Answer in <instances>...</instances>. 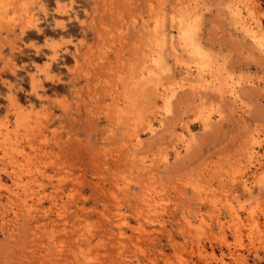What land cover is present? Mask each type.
<instances>
[{
	"label": "rangeland",
	"instance_id": "1",
	"mask_svg": "<svg viewBox=\"0 0 264 264\" xmlns=\"http://www.w3.org/2000/svg\"><path fill=\"white\" fill-rule=\"evenodd\" d=\"M160 1L162 0H14L12 3L10 15H16L20 19L16 23L10 20L12 25L9 21L4 22L0 28V174L3 181V184L0 181V264H88L89 261H93L92 264H226L222 261L226 253L228 264H264V247L261 246L262 240L264 241V196H255L256 199L244 197L242 187L237 183V179L244 175L245 179L248 178V183L253 185L254 173L258 174L253 171L255 167H249L248 162L242 164L240 154L253 133L264 141V53L241 32L231 11L235 3L242 6L248 3L254 7L255 15H261L264 24V0L189 2L198 3L199 7L205 8L197 36L202 45L200 47L207 52L203 51L207 57L212 58L214 65L222 66V72L221 67L219 69V73H222L220 79L229 77L235 83L240 81L236 83L241 87L238 88L240 96L237 94L240 98L232 100L230 93L223 95L212 89L211 92L208 90L210 93L202 92L201 96V92L188 88L179 91L172 105L173 112L166 115L154 84L148 85L143 92L136 93L139 97L135 94L137 97L134 96L133 99L132 94L137 91L130 86L141 69L138 70V67L142 65L143 59L139 56L144 57L151 45L149 38L140 34L141 24L148 21L150 27L155 25V20L151 19L154 15L152 9L157 8ZM181 1L183 0H163L166 13H177L171 10L179 7L178 3ZM23 5L29 9V17L24 15ZM160 5L157 9H160ZM174 9L173 11H177V8ZM169 14L168 17L171 16ZM171 17L166 18L169 21L165 20L166 24L169 22L168 28L172 25ZM171 28L174 29L173 26ZM140 48L144 50L141 55ZM168 57H171L170 54ZM171 62L172 70L168 75L175 73L180 76L179 72L184 70ZM128 81L131 83L126 84ZM122 100L129 103H126L128 110ZM153 102H157L156 109L153 108ZM206 103H209V108ZM219 105L225 110L220 109ZM204 106L208 108H205L206 111L211 112L214 107L212 114L215 117L222 110L225 112L223 118L215 119L208 129L202 126ZM130 107L132 110H129ZM218 108L220 112L217 111ZM114 111H125L122 120L124 123H118V115ZM142 112V123L146 125L145 121L154 120L157 128H160L156 129V134L160 133L156 136L151 134V131L143 128L144 125L141 126L140 120L141 124H137L143 136L144 145L141 146L144 149L140 146L143 150L139 151L130 144L132 131L128 130L131 128L128 124L133 123L132 119L135 118L139 122ZM129 114L133 118L129 116L132 121L128 119V122L126 118ZM175 130L181 133L178 131L177 134ZM173 131L177 137L172 136ZM189 135L193 137L192 141L186 137ZM178 139L183 143L176 141ZM186 143L189 144L188 148L191 145L189 149ZM166 149L165 153L163 150ZM257 149L264 153V147ZM137 151L141 155L136 154ZM177 151H180V155ZM163 152L166 157L170 155L171 159L166 158ZM27 156L33 163L29 160L27 164ZM142 156H146V159ZM234 158L237 159L233 160ZM155 161L159 164L158 168L157 164L154 166ZM232 161L242 164L241 168L234 162L233 165ZM211 162L212 168L208 165ZM27 165L29 171L25 170ZM149 170L154 172L149 173ZM154 175L156 177L153 179ZM229 176L236 182L229 180ZM27 177L34 179L29 183L25 181H29ZM36 178H40L39 182ZM206 179L210 180L208 184ZM186 180L196 182L195 185H199V180L204 181L203 186L196 189L194 183L189 185ZM19 182L25 188L21 189ZM209 184L210 187L201 188ZM192 186L196 192L192 190ZM238 186L241 187L237 193L240 197L236 198L233 189ZM32 188L44 191V194L47 192L41 201L39 196L35 197L38 200H30L31 203L35 202L36 215H30L28 210L22 209L23 213L20 211L16 221L14 214L7 213L6 209L3 213L4 208L10 211L8 196L12 190L24 194L27 193L25 190ZM178 189L181 191H177ZM199 193L204 201H200ZM216 194L219 195L217 201L216 198L209 197ZM114 196L116 199L120 197L119 201ZM239 198L240 202L244 200L242 205L247 211L246 208L239 207L242 206L238 202ZM211 199L214 201L212 204L217 205L215 210ZM37 204L40 209L36 207ZM50 206L56 211L52 212ZM232 206L236 207L234 208L238 211L240 220L231 216ZM62 207H67L65 218L59 216V209ZM250 209L254 213L251 217ZM39 210L47 216H42ZM118 210L123 215L119 216ZM218 214L220 216L217 217ZM26 215L35 217L27 218ZM5 216L9 219L6 220ZM50 219L56 220V223L51 225ZM221 219L226 223H221ZM252 219H258V223ZM42 220L49 222V226ZM73 221L76 227L73 226ZM56 229L63 231L58 233L60 230ZM76 229L78 233L83 230L88 235H79ZM121 231L126 233L125 236L122 237ZM49 236L51 244L47 240L50 239ZM68 237L75 239L69 241ZM78 237H82V240ZM99 239L102 241H98ZM61 240L60 244L64 242L63 245L59 244ZM52 244L55 248L58 245L61 247L53 250ZM228 244L232 251L227 249ZM49 246L51 248L48 249ZM227 250L238 256L231 254L234 257H229ZM87 252L93 260L85 263L81 260L90 259ZM47 253L57 255V261L55 262V255ZM82 253L86 255V259ZM72 254H77L79 258ZM77 259L79 262L75 261Z\"/></svg>",
	"mask_w": 264,
	"mask_h": 264
},
{
	"label": "bare ground",
	"instance_id": "2",
	"mask_svg": "<svg viewBox=\"0 0 264 264\" xmlns=\"http://www.w3.org/2000/svg\"><path fill=\"white\" fill-rule=\"evenodd\" d=\"M24 1V0H23ZM163 1V0H162ZM162 1H160L159 2V4H161L160 5V9H157V8H159V4H158V7L157 8H154V9H152V11H154V15H153V13H152V15H153V18H152V16H151V19H154L155 21V25L153 24V28L152 27H150V25L151 24H149L148 23V21L147 22H144L143 20V23L141 24V31H140V34L141 35H144L145 37H147V38H149V40H150V42H151V45H150V47H149V50L147 51V52H145V56L143 57V55L142 56H139V58L141 57V60L143 59V62H142V65L141 66H139L138 67V70L140 71H138L137 73H139L138 75H136L134 78H133V80H132V83L131 82H129L130 80H129V78H130V76H128L127 78H128V82H126V84L127 83H131L130 84V86H131V89H132V87H134L135 88V91H137V92H133L134 93V95L132 94V97H131V99H133V98H135L134 96H138V94H136V93H139V92H143L144 90H145V88L148 86V85H151V84H154L155 85V91L158 93V95L160 96V101L162 102V104H163V107H164V110H165V114L164 115H166V114H170L171 112H173V107H172V105H173V102H174V100H175V98H177L178 96H177V94L179 93V91L180 90H186V89H188V88H190V89H192V91H195V92H201L200 94H201V96H202V92H206V91H208V90H210V89H212V91H217V93L219 92V93H221V94H225L226 95V92H228V94L230 93L231 94V96L233 97L232 98V100L234 99L235 100V98H237V97H239L240 95H239V92H238V88L240 87H238V85L239 84H236V83H239V82H234L233 80V78L231 79V78H227V77H225L226 79L225 80H222V79H220L219 77H220V74H222V73H219V69H220V67H221V71L220 72H222V66H218V65H214L213 63H212V58L210 57V56H208L207 57V52L203 49V47L201 48L200 46H202L201 45V42H199V39H197V36H198V29H200V20H201V17L203 16L202 15V13L204 12L203 10L205 9V8H201V6L199 7V4L198 3H189L191 0H183V1H181L180 3H178V6L179 7H174V8H177L176 10L177 11H173V10H175L174 8H172V12H177V13H172V14H169V12L168 13H166V11H165V8H164V6H166L165 4L167 3V1L165 2V4H163L164 2H162ZM14 2V0H0V28L2 27V25H3V23L4 22H7V21H9V24H11L12 22L13 23H16L17 21H18V19H20V18H17L16 17V15L15 16H13V15H10V12H9V8L12 6V3ZM26 2H28V1H26ZM22 3V2H21ZM254 3V2H253ZM253 3H251V4H253ZM25 4V3H24ZM28 4H29V2H28ZM245 4V3H244ZM22 5V4H21ZM164 5V6H163ZM24 6V5H23ZM28 7V6H27ZM15 9V8H14ZM157 9V11H155ZM28 8H25V6H24V8L22 9V11L24 12V15H27L28 17L30 16V12H28ZM256 10H258V9H256ZM231 11L233 12V17H234V19L236 20V24L237 25H239L240 27V29L242 30L241 32L243 33H245L250 39L249 40H252V42L259 48V50L262 52V54L264 53V24H262V20H261V18H260V16L261 15H259V16H257V14L255 15V13H254V7L253 6H251L250 4H248L247 3V5L245 4V6L243 5H241V4H239V3H235V4H233V6H232V8H231ZM231 12V13H232ZM255 12H257V11H255ZM168 14L169 15H171L170 17H171V21H170V24L172 23V25L171 26H173V28L174 29H172L171 28V26H169L170 28H168L167 26V24H169V22H167V24H166V21L165 20H167L166 18H169L170 19V17H168ZM204 14V13H203ZM258 14H260V13H258ZM11 16H13V17H11ZM26 19H30V18H26ZM144 19V18H143ZM169 19L167 20V21H169ZM12 22H11V21ZM148 20V19H147ZM141 21V22H142ZM150 21V20H149ZM137 22V21H136ZM137 24V23H136ZM139 24V23H138ZM12 25V24H11ZM135 26V25H134ZM139 27V26H138ZM138 29V28H137ZM138 33H139V31H138ZM140 35V36H141ZM144 36H141V37H144ZM144 37V38H145ZM146 38V39H147ZM199 38V37H198ZM140 39H142V38H140ZM148 40V39H147ZM149 42V41H148ZM251 43V42H250ZM150 44V43H149ZM148 44V45H149ZM252 44V43H251ZM254 44H252V45H254ZM143 45H144V43H143ZM254 48H255V46H253ZM145 48V45H144V47H143V49ZM141 50V48L139 49V55H141V54H143V52L142 51H144V50ZM255 49H257V48H255ZM141 50V51H140ZM146 50H147V48H146ZM258 50V49H257ZM167 51H169L168 53H167ZM206 53H204V52ZM142 52V53H141ZM170 54V56L171 57H168V55ZM209 55V54H208ZM210 57V58H209ZM171 61H173V63L177 66V67H179V69H182V71L184 70V72H179L180 73V76L178 75V74H175V73H173V74H169L168 75V73H171V70H172V67H170V65L172 66V62ZM216 61H218V60H216ZM218 64H219V62H217ZM140 65V64H139ZM181 73H183L184 74V77L182 76L183 74H181ZM225 73V72H224ZM165 75H168V76H165ZM224 75V74H223ZM228 75V74H227ZM229 76H231V75H229ZM224 77V76H223ZM233 77V76H232ZM131 79V78H130ZM238 81V80H237ZM125 84V85H126ZM241 85V84H240ZM126 86H129V85H126ZM241 88V87H240ZM126 89V88H125ZM124 89V90H125ZM240 90V89H239ZM128 91H130V90H128ZM209 92V91H208ZM210 92H211V90H210ZM209 92V93H210ZM136 94V95H135ZM239 96H238V95ZM222 95V96H223ZM136 96V97H137ZM177 96V97H176ZM230 96V95H229ZM127 97H128V95H127ZM139 97V96H138ZM204 97V96H203ZM203 97L201 98L200 97V99H203ZM124 98L126 99V95H124ZM123 98V99H124ZM240 98V97H239ZM128 100V99H127ZM156 100V99H155ZM155 100H154V102H155ZM205 100V99H204ZM207 100V99H206ZM237 100V99H236ZM123 101V103H125L124 104V106H125V108L128 110V107H127V104L126 103H128L127 101L125 102V100H122ZM135 101H137V99L135 100ZM240 101V100H239ZM238 101V102H239ZM130 102H132V101H130ZM153 102V103H154ZM205 102H207V101H205ZM120 103H121V101H120ZM135 103V102H134ZM160 103V102H159ZM158 103V104H159ZM201 103H203L202 102V100H201ZM200 103V104H201ZM214 103V102H213ZM235 103H237V102H235ZM240 103V102H239ZM115 104V103H114ZM119 104V103H118ZM129 104V103H128ZM155 104V103H154ZM153 104V105H154ZM156 104H157V102H156ZM156 104H155V106L153 107V108H155V107H157L156 106ZM205 103H203V105H204ZM241 104V103H240ZM134 105V104H133ZM206 105H207V107L209 106V103L207 104L206 103ZM121 106H122V104H121ZM132 106V105H131ZM220 106V109L221 108H223V107H221V105H219ZM117 107V106H116ZM115 107V108H116ZM160 107V106H159ZM207 107H203V109H205V108H207ZM120 108V107H119ZM123 108V107H122ZM131 108V109H130ZM129 108V110H132V107H130ZM209 108V107H208ZM207 108V109H208ZM117 109V108H116ZM115 109V110H116ZM134 109V108H133ZM156 109V108H155ZM154 109V110H155ZM158 109V108H157ZM162 109V108H161ZM202 109V108H201ZM202 109V110H203ZM213 109H214V107H213ZM212 109V112H214V110ZM118 110V109H117ZM223 110H225L224 108H223ZM223 110L220 112L219 111V108H218V110L217 111H219L220 113L218 114V116H214L213 114H212V112H211V110H208V111H206V109L203 111V125L202 126H204L203 128H209V127H212V125H213V122L215 121V119H221V118H223V113L225 114V112H223ZM119 111V110H118ZM141 111V110H140ZM152 111V110H151ZM150 111V112H151ZM115 112V115H118L116 118L118 119H116L117 121H118V123L119 122H123L124 123V121H122L123 120V118L125 117V111H121L119 114L117 113V111H114ZM137 112H138V110H137ZM155 112H156V110H155ZM117 113V114H116ZM126 113H130V111H127ZM148 113V112H147ZM152 113V112H151ZM160 113V112H159ZM199 113V112H198ZM131 114V113H130ZM130 114L127 116V120L126 121H128V119H129V121H132V120H134L133 121V123H129L128 124V126H130L131 128H128V130L130 129V132L132 131V134H130L132 137V140H131V142H130V144H131V146H133V147H135V149L136 148H138L137 150H139L140 151V149H144V146H141V145H144V143L142 144V134H141V130L140 129H138V126H139V124H141L142 122H143V120L141 119L142 118V116H143V112H142V115H140L139 117H140V119L138 118V115L140 114V113H138V115H137V118L139 119V122L136 120V118L135 119H132L131 118V116H130ZM132 115V114H131ZM148 115V114H147ZM160 115V114H159ZM162 115V114H161ZM200 115V114H199ZM215 115H217V113L215 114ZM129 116H130V118L132 119H130L129 118ZM133 116H134V114H133ZM114 117V116H113ZM135 117V116H134ZM145 117V116H144ZM150 117V116H149ZM158 117V116H157ZM165 117H167V116H165ZM148 118V117H147ZM159 118V117H158ZM202 118V117H201ZM201 118H200V120H201ZM145 119V118H144ZM30 120V119H29ZM115 120V122H117ZM140 120H141V123H140ZM145 120H147V119H145ZM161 120V119H160ZM125 121V122H126ZM128 121V122H129ZM135 121H137L136 123H135ZM164 122H165V118H164V120H163ZM162 121V122H163ZM128 122H126V123H128ZM146 122V125H144V123H142L141 124V126H145V127H143V128H145L146 130L148 129L149 130V132L151 131V134H155V136L156 135H158V133H160V132H157V134H156V129H160V128H157V124L155 123V121L154 120H152V119H149V120H147V121H145ZM158 122H160V121H158ZM19 123V122H18ZM137 123H139V124H137ZM20 124V123H19ZM18 124V125H19ZM163 126L165 125L164 123H161ZM127 125V124H126ZM160 125H158V127H159ZM163 126H161V127H163ZM184 126V125H183ZM29 127V126H28ZM189 127V126H188ZM21 128V127H20ZM25 128L26 129H28L27 128V126H25ZM32 128V127H31ZM176 129V128H175ZM188 129V128H187ZM19 130V129H18ZM144 130V129H143ZM185 130H186V128H185ZM30 131V130H29ZM158 131V130H157ZM179 131V130H178ZM178 131H176L175 130V132H177V134H178ZM187 131H189V129L187 130ZM174 132V131H173ZM172 132V136H175V135H177V134H175V132L173 133ZM180 133H181V131H179ZM192 132V131H191ZM188 133H190V132H188ZM193 133V132H192ZM192 133H190V135L192 134ZM150 134V133H149ZM153 134V135H154ZM174 134V135H173ZM20 135H21V133H20ZM152 135V136H153ZM186 136L188 139H190L191 141L193 140L192 138H191V136ZM193 135V134H192ZM24 136V135H23ZM251 137H250V139L248 140L249 142H248V144L247 145H245L244 147L245 148H243V150H242V152H241V156H242V164H245V162H248L249 164V167L252 169V167H255L254 169H253V171L254 172H257L258 174H255L254 173V178H255V182H254V184L253 185H250L249 183H248V178H246L245 179V176L244 175H241L238 179H237V183H239L240 184V186L242 187V191H243V193H242V196H249V199H254V197L255 196H258L259 198L261 197H263L264 196V171H262V169L264 168V153H261L257 148L258 147H264V144H263V142L264 141H262L260 138V136H257L255 133H253L252 135H250ZM25 137V136H24ZM26 137H28V136H26ZM175 137H177V136H175ZM21 139V138H20ZM23 139V138H22ZM184 139H185V137H184ZM17 140V139H16ZM15 140V141H16ZM19 140V139H18ZM187 140V139H186ZM189 140V141H190ZM176 141H179V139L178 140H176ZM2 142H3V140H2ZM20 142V141H19ZM175 142V141H174ZM180 143H183V142H181V141H179ZM177 144V143H176ZM187 144V143H186ZM174 145V144H173ZM188 145L189 144H187V149H189L190 148V146H189V148H188ZM142 148H141V147ZM177 146H179V145H177ZM13 147V146H12ZM19 147V146H18ZM140 147V148H139ZM128 148H129V146H128ZM173 148H174V146H173ZM177 148H179V147H177ZM16 149H17V147H16ZM130 149V148H129ZM134 149V148H133ZM133 150L134 152L136 151V150ZM142 149V150H143ZM162 149V148H161ZM161 149H160V151H161ZM176 149V148H175ZM186 149V151H188ZM4 150V149H3ZM6 150V149H5ZM173 150V149H172ZM184 150H185V148H184ZM132 151V152H133ZM139 151H137L136 152V154H140V152ZM164 152L165 151H167V149L166 150H163ZM164 152H163V154H164ZM178 152V154L180 153V151H177ZM141 153H142V151H141ZM166 153V152H165ZM168 153V152H167ZM133 154H135V153H133ZM162 154V153H161ZM178 154L176 155L177 157H179L178 156ZM11 155V154H10ZM141 155V154H140ZM155 155H157V154H155ZM166 154H164V156H165ZM180 155V154H179ZM239 155V153H238V156L240 157V159H241V156ZM16 156V155H15ZM15 156H14V158H15ZM135 156H137V155H135ZM160 156H163V155H160ZM18 157V156H17ZM137 157H139V156H137ZM141 157V156H140ZM143 158L145 157V159H146V156H142ZM155 157V156H154ZM157 157V156H156ZM166 157V156H165ZM165 157H163V159L165 158ZM167 157H170V155H167ZM166 157V158H167ZM11 158H13V157H11ZM153 158V157H152ZM161 158V157H160ZM174 158H175V156H174ZM27 159H28V156H27ZM26 159V160H27ZM140 159V158H139ZM170 159H171V157H170ZM235 159H237V158H234L233 160H235ZM17 160V159H16ZM15 160V161H16ZM26 160H25V163H26ZM30 160V163L32 162L31 161V158L29 157V159L27 160V162ZM150 160H152V159H150ZM166 160V159H165ZM165 160H162V161H165ZM140 161H142V160H140ZM158 161H160V160H158ZM167 161V160H166ZM169 161V160H168ZM167 161V162H168ZM148 162V161H147ZM146 162V163H147ZM150 162H152V161H150ZM166 162V163H167ZM207 162H208V159H207ZM234 161H232L231 163L233 164V165H235L234 163H236V164H238L237 163V161L236 162H234ZM17 163V162H16ZM33 163V162H32ZM155 163V165L154 166H156V164L158 163H156V161L154 162ZM164 163V162H163ZM240 163V162H239ZM27 164H29V162L27 163ZM242 164L241 165H239L240 166V168H241V166H242ZM140 165H142V164H140ZM144 165V164H143ZM142 165V166H143ZM151 165V167L150 168H152V163L150 164ZM164 165V164H163ZM166 165V164H165ZM168 165V164H167ZM208 165H211V168H212V162H211V164L209 163ZM18 166V165H17ZM20 166H21V164H20ZM147 166V165H146ZM145 166V169L147 168ZM22 167V166H21ZM25 167V166H24ZM159 167V164H157V167L156 168H158ZM210 167V166H209ZM209 167H208V170H209ZM216 166H214V168H215ZM23 168V167H22ZM21 168V169H22ZM28 168V165L26 166V168H25V170H27V171H29V169H27ZM32 168V167H31ZM240 168H238V171L240 170ZM1 169V168H0ZM141 168L139 167V170H140ZM142 169H143V167H142ZM144 169V170H145ZM236 169V168H235ZM234 169V170H235ZM9 170V169H8ZM23 170V169H22ZM157 170V169H156ZM207 170V171H208ZM13 171H15V170H13ZM13 171H11V173L13 172ZM141 171H143V170H141ZM206 171V172H207ZM213 171H214V169H213ZM6 172V171H5ZM16 172H17V169H16ZM23 172H24V170H23ZM22 172V174H24ZM147 172V171H146ZM146 172H144V173H146ZM150 172H152V170L150 171L149 170V173ZM154 172V171H153ZM152 172V173H153ZM215 172V171H214ZM216 172H217V170H216ZM9 173V172H8ZM11 173H10V176H13V175H11ZM14 173V172H13ZM12 173V174H13ZM148 173V172H147ZM146 173V174H147ZM158 173H159V171H158ZM237 172L235 171V174H236ZM15 174H17V173H15ZM21 174V173H20ZM19 174V177L21 176ZM154 174H156V173H154ZM234 173H233V175H235ZM244 174V173H243ZM151 175H153V174H151ZM150 175V176H151ZM158 174H156V176H157ZM211 175H212V172H211ZM214 175V174H213ZM237 175V174H236ZM236 175H235V177H236ZM30 176V178H31V174L29 175ZM32 176H33V174H32ZM35 176V175H34ZM155 175H154V177H153V179L156 177ZM231 176V175H230ZM230 176H229V180L231 179V178H235V177H233V176H231V178H230ZM24 177H26V176H24ZM35 177H38V175L37 176H35ZM42 177V176H41ZM28 178V177H27ZM30 178H28L29 179V181H27V179H25V181L26 182H29V183H31V181L30 180H32V179H34V178H32V179H30ZM207 178V177H206ZM20 179V178H19ZM22 179V178H21ZM24 179V178H23ZM22 179V180H23ZM37 179V178H36ZM36 179H35V182H36ZM14 180V179H13ZM38 180V179H37ZM39 180H40V178H39ZM39 180H38V182H39ZM45 180V179H44ZM207 180V179H206ZM232 181L233 180H235V179H231ZM0 181H1V183L3 182L2 180H1V174H0ZM16 181V180H15ZM14 181V182H15ZM19 181V180H18ZM24 181V182H25ZM116 181V180H115ZM187 182H189V185H190V183L192 182V184L194 183V181H188V180H186ZM185 181V182H186ZM196 181V180H195ZM201 180H199V182L197 183V184H199V185H195L196 184V182L193 184L194 185V187L196 186V189H199L198 188V186H203V181L204 180H202V182H200ZM210 182V180L208 179L207 181H206V184H208L209 182ZM21 182H23V181H21ZM21 182H19V185L20 184H22ZM24 182H23V184H24ZM25 182V183H26ZM33 182V181H32ZM235 182H236V180H235ZM37 183V182H36ZM118 183V182H117ZM202 183V184H201ZM212 183V182H211ZM3 184V183H2ZM15 184V183H14ZM42 184V183H41ZM45 184V183H44ZM191 184V185H192ZM235 184V183H234ZM16 185V184H15ZM27 185V184H26ZM40 185V184H39ZM5 186V185H4ZM21 186V185H20ZM20 186H19V188H20ZM24 186V187H23ZM23 186H21V189H23V188H25V185H23ZM31 187V185H27V187ZM43 186V185H42ZM41 186V187H42ZM45 186V185H44ZM55 186V185H54ZM117 186V185H116ZM180 186V185H179ZM204 186H205V183H204ZM210 187L211 186V184H209V185H206V187H201V188H207V187ZM213 186V185H212ZM235 186H236V184H235ZM240 186H238V187H236L235 189H233L235 192L233 193L234 195H235V197L236 198H238V197H240L237 193L239 192V187ZM16 187H18V186H16ZM15 187V188H16ZM33 187V186H32ZM40 187V186H39ZM38 187V188H39ZM194 187L192 186V190H194ZM214 187V186H213ZM212 187V188H213ZM240 187V188H241ZM10 188H12V187H10ZM10 188H8V189H10ZM15 188H13V189H15ZM179 188V187H178ZM181 188H183V187H180V189ZM201 188H200V190H201ZM7 189V190H8ZM28 189V188H27ZM34 188H32V190L30 189L29 191H27V190H25V192H27V193H24V194H21V193H18V192H14V190H12L13 192H11V193H9L10 194V196H8L9 197V200H8V202L11 204H8V205H10L11 207H9L10 208V211H8L9 209H7V208H4V206L6 207V200H5V204H4V206L2 207V208H4L3 209V213H4V210L6 209V212L7 213H12V214H14V219L16 220V218H18L19 216H20V211H22V209H23V211H25V210H28V213L30 214V215H36L35 214V205H34V203H31V201L30 200H32V199H34L35 197H37L38 198V196H39V200L41 201L42 199H44L45 197H43V196H45V194L47 193H45L44 194V191L42 192V191H40V190H33ZM41 189V188H40ZM62 189V188H61ZM123 189V188H122ZM180 189H178L177 191H181ZM214 189V188H213ZM213 189H212V191H213ZM60 190V189H59ZM73 190V189H72ZM119 190H121V188L119 189ZM124 190H125V188H124ZM0 191H1V185H0ZM55 191V190H54ZM64 191V190H63ZM111 191V190H110ZM184 191V189L182 190V192ZM204 191V190H203ZM207 191H210L209 189L207 190ZM256 191H257V193H256ZM8 192H9V190H8ZM21 192H23V191H21ZM52 192V191H51ZM114 192H116V191H114ZM114 192L112 193V195H114ZM125 192V191H124ZM194 192H196L195 190H194ZM201 192H202V190H201ZM66 193H67V191H66ZM198 193V192H197ZM205 193V192H204ZM209 193V192H208ZM212 193H214V192H211V194ZM227 194H228V191L226 192ZM229 193H230V191H229ZM8 194V193H7ZM8 194V195H9ZM48 194H50V191H49V193ZM47 194V195H48ZM63 194V193H62ZM65 194V193H64ZM150 193H148V195H149ZM200 194V195H199ZM198 195H199V198H201L200 196H201V193H199ZM210 194V193H209ZM208 194V195H209ZM232 194V196H234ZM257 194V195H256ZM67 195V194H66ZM68 195H69V192H68ZM49 197L51 196V195H48ZM52 196H53V194H52ZM69 196H71V195H69ZM118 196V195H117ZM149 196H151V195H149ZM204 196V195H203ZM216 196V197H215ZM219 195L218 194H216V195H211V196H209V197H214V199L216 198V201L217 200H219V199H217V197H218ZM225 196V195H224ZM227 196V195H226ZM225 196V197H226ZM205 197V196H204ZM257 197V198H258ZM37 198H35V199H37ZM48 198V197H47ZM51 198V197H50ZM113 198H115L116 199V196H114ZM119 198L120 197H118V199H116L117 201H119ZM0 199H1V197H0ZM7 199V198H6ZM37 199V200H38ZM51 199H53V197L51 198ZM51 199H49L50 201H51ZM62 199V198H61ZM63 199H66V198H63ZM210 199V198H209ZM226 200H228L227 198H225ZM255 199H256V197H255ZM114 200V199H113ZM201 200H205L204 198L202 199H200V201ZM212 200V199H211ZM223 200V199H222ZM221 200V201H222ZM226 200H223L224 202L226 201ZM237 200V199H236ZM258 200H260V199H258ZM4 201V200H3ZM202 201V202H203ZM210 201V200H209ZM213 201V200H212ZM229 201H230V199H229ZM7 202V203H8ZM231 202H232V200H231ZM237 202V201H236ZM236 202H235V205H236ZM238 202H240V198H239V200H238ZM237 202V203H238ZM1 203V202H0ZM3 203V202H2ZM57 203H58V201H57ZM104 203V202H103ZM119 203H121V202H119ZM212 203H214V201L213 202H211V204ZM217 203H219V202H217ZM216 203V204H217ZM222 203V202H221ZM226 203V202H225ZM241 203V205L244 203V200H243V202L241 201L240 202ZM55 204V203H54ZM59 204V203H58ZM57 204V205H58ZM122 204V203H121ZM229 204H231V203H229ZM52 205H53V202H52ZM61 205H63V204H61ZM60 205V206H61ZM213 205V204H212ZM232 205V204H231ZM234 205V204H233ZM240 205V204H239ZM239 205H237V206H239ZM1 206H2V204H1ZM70 206V205H69ZM79 206V205H78ZM152 206V205H151ZM214 206V205H213ZM215 206H217V205H215ZM215 206H214V210H215ZM225 206V205H224ZM230 206V205H229ZM36 207H38V204L36 205ZM212 207V206H211ZM235 206H232V208H230L231 209V211H233L232 212V217H234V218H239L240 216H239V213H238V211L237 210H235V208H234ZM239 207H244V205H242V206H239ZM64 207H62V208H60L59 209V216L61 217V218H65L64 216H65V214H66V208L65 209H63ZM72 208V207H71ZM218 208V207H217ZM216 208V210H218ZM244 208H246V207H244ZM254 208V207H253ZM252 208V209H253ZM25 209V210H24ZM38 209H40L39 207H38ZM228 209V208H227ZM243 209V208H242ZM1 211H2V209H0ZM42 210V209H41ZM48 210V209H47ZM50 210H52V208H51V206H50ZM220 210V209H219ZM246 211H247V208L245 209ZM23 211L21 212V213H23ZM40 211V210H39ZM44 211V210H43ZM54 211H56L55 210V208H54ZM53 210H52V212H54ZM58 211V210H57ZM88 211V210H87ZM111 211V209L109 210V212ZM122 211V210H121ZM253 211V210H252ZM251 211V209L249 210V212H251V213H249V215H250V217L251 216H253L252 215V212ZM42 211H40V213H41ZM67 212H68V210H67ZM70 212V211H69ZM72 212V211H71ZM104 212V211H103ZM118 212H119V210H118ZM216 212V211H215ZM218 212V211H217ZM255 212V211H254ZM7 213H5V214H7ZM9 213V214H10ZM112 213H114V212H112ZM24 214H25V212H24ZM42 214V216L43 215H46V214H43V213H41ZM40 214V215H41ZM52 214V213H51ZM56 214V213H55ZM54 214V215H55ZM114 214H117V212L116 213H114ZM121 214L123 215V213H121V212H119L118 213V215L119 216H121ZM242 214V213H241ZM254 214V213H253ZM106 215V214H105ZM3 216H4V214L2 215V218H3ZM10 216H12V215H10ZM24 216V215H23ZM22 216V217H23ZM27 216V215H26ZM38 216V215H37ZM36 216V217H37ZM47 216V215H46ZM45 216V217H46ZM56 216V215H55ZM218 216H220V214H218L217 215V217ZM255 216V215H254ZM6 217V216H5ZM35 217V216H34ZM34 217H29V216H27V218H34ZM39 217V216H38ZM74 217V216H73ZM77 217V216H76ZM81 217H83V216H81ZM81 217H79V218H81ZM116 217V216H115ZM115 217H112V218H115ZM7 218H8V216L6 217V220H7ZM53 218V217H52ZM108 219H109V217H107ZM106 218V219H107ZM237 218V219H238ZM252 218H255V217H252ZM9 219V218H8ZM22 219H24V217L22 218ZM55 219H56V217H55ZM123 219V218H122ZM218 220H219V218H217ZM241 218H239L238 220H240ZM5 220V219H4ZM5 220V221H6ZM14 220V222H16ZM49 220V219H48ZM51 220V219H50ZM253 220V219H252ZM258 219H254L253 220V222L254 221H257ZM11 221H12V223H13V220L11 219ZM30 221V220H29ZM40 221V220H39ZM42 221H44L45 222V220H42ZM58 221V220H57ZM65 221V220H64ZM68 221V220H67ZM112 221V220H111ZM120 221H122V220H120ZM221 221H222V219H221ZM232 221H233V219H232ZM21 222V221H20ZM30 222H32V221H30ZM44 222H43V224H44ZM54 222L56 223V220H51V225H52V223L54 224ZM74 222V221H73ZM118 222V221H117ZM220 222V221H219ZM229 222V221H228ZM9 223H11L10 221H9ZM8 223V224H9ZM17 223V222H16ZM38 223H40V222H38ZM45 223H47V221L45 222ZM49 223V222H48ZM48 223H47V225H48ZM65 223V222H64ZM90 223V222H89ZM89 223H88V227H89ZM114 223V222H113ZM123 223V222H122ZM221 223H226V222H221ZM220 223V224H221ZM257 223H258V221H257ZM3 224V223H2ZM18 224H19V222H18ZM20 224H22V223H20ZM40 224H42V222L40 223ZM66 224V223H65ZM71 224V223H70ZM74 224H75V222L73 223V226H74ZM81 224V223H80ZM83 225H84V223H82ZM4 225V224H3ZM2 225V226H3ZM37 225H39V224H37ZM36 225V226H37ZM45 226H46V224H44ZM50 225V226H51ZM72 225V224H71ZM87 225V224H86ZM118 225H120V222H118ZM122 225V224H121ZM222 225V224H221ZM7 226V225H6ZM12 226H14V225H12ZM11 226V227H12ZM17 226V225H16ZM16 226H14V227H16ZM41 226V225H40ZM49 226V225H48ZM47 226V227H48ZM82 226V225H81ZM93 226V225H92ZM92 226H91V228H92ZM102 226V225H101ZM226 226V225H225ZM224 226V227H225ZM39 227V226H38ZM61 227V226H60ZM65 226H63V227H61V228H64ZM74 227H76V226H74ZM87 227V228H88ZM7 228V227H6ZM9 228V227H8ZM68 228V227H67ZM90 228V227H89ZM13 229L14 228H12L11 229V231H13ZM49 229V228H48ZM47 229V230H48ZM51 229V228H50ZM49 229V230H50ZM74 229V228H73ZM47 230H46V232H47ZM52 230V229H51ZM56 230H60V229H56ZM62 231H63V229H61ZM61 230L60 231H57L58 233L59 232H61ZM84 230H85V228H84ZM92 230V229H91ZM76 231H77V229H76ZM78 231H79V227H78ZM78 231H77V233H78ZM80 231H81V229H80ZM87 231V230H86ZM105 231V230H104ZM118 231H120V230H118ZM57 232H56V234H57ZM73 232V231H72ZM82 232H83V230H82ZM82 232H79V233H81V234H84V232L82 233ZM38 233V232H37ZM42 233H43V231H42ZM47 233H49V232H47ZM78 233V234H79ZM111 233H113V232H111ZM35 234H36V232H35ZM65 234H66V232H65ZM86 234V233H85ZM84 234V235H85ZM119 234V233H118ZM125 232L124 231H121V235H122V237H123V235L125 236ZM50 235V234H49ZM67 235V234H66ZM80 235V234H79ZM88 234H86L85 235V237L87 236ZM107 235V234H106ZM120 235V234H119ZM120 235V236H121ZM47 236V235H46ZM52 236H54V235H52ZM70 236V235H69ZM82 236V235H81ZM108 237L110 236V235H107ZM51 236H49V238H50ZM55 237V236H54ZM53 237V238H54ZM59 237H60V235H59ZM76 237V236H75ZM84 237V238H85ZM238 237V236H237ZM47 238V237H46ZM70 238V239H69ZM77 238V237H76ZM79 238V237H78ZM116 238V237H115ZM55 239V238H54ZM57 239V238H56ZM68 239H69V241L70 240H72V239H75L74 237H68ZM79 239H81L82 240V237H80ZM87 239V238H86ZM90 239V238H89ZM97 239V238H96ZM101 239V238H100ZM98 240V241H102V240ZM225 239V238H224ZM261 239H263V238H261ZM48 241H49V244H51L50 242H51V238L50 239H47ZM80 240V241H81ZM91 240V239H90ZM73 241V240H72ZM75 241H78V240H75ZM120 241V240H119ZM56 242V241H55ZM54 242V243H55ZM62 242V240L61 241H59V244ZM95 242V241H94ZM52 243H53V241H52ZM53 243V244H54ZM64 243V242H63ZM63 243L62 244H60V245H63ZM78 242H76V244H77ZM101 243V242H100ZM100 243H98V244H100ZM112 243H114V245L115 244H117V243H115V242H112ZM224 243V242H223ZM228 243V242H227ZM52 244V246L51 247H53V246H55L57 243H55V245H53ZM72 244V243H71ZM79 244V243H78ZM261 246L262 247H264L263 245H264V241L262 240V242H261ZM46 245V244H45ZM60 245H58V246H60ZM92 245V244H91ZM91 245H90V247H91ZM102 245V244H101ZM104 245H106V244H104ZM48 246V245H47ZM58 246H56V248L55 247H53V250H56V249H58ZM75 246V245H74ZM81 246V245H80ZM94 246V245H93ZM122 246V245H121ZM228 246V248L227 249H230V247H229V244L227 245ZM256 246V245H255ZM50 246L49 247H47L48 249L49 248H51ZM61 247V246H60ZM60 247H59V249H60ZM82 247V246H81ZM89 247V246H88ZM89 247V248H90ZM62 248H64L63 246H62ZM78 248V247H77ZM93 248V247H92ZM257 248V247H256ZM65 249H66V246H65ZM67 249H69V248H67ZM83 249V248H82ZM82 249H80V250H82ZM119 249V248H118ZM63 249H61L60 251L61 252H63L62 251ZM71 250H73L72 251V253L74 252V249L72 248ZM76 250V249H75ZM89 250L90 249H88L87 251L89 252ZM95 250H96V248H95ZM120 250V249H119ZM231 250V249H230ZM50 252H51V249L49 250ZM58 252H60L59 250H57ZM85 251H86V249H85ZM228 251V250H227ZM232 251V250H231ZM234 251V250H233ZM70 252V251H69ZM86 253L87 254V257L88 258H90V259H86L87 257H85L86 255H84L83 253V257H85L84 259H86V260H83L82 258V260L81 261H83V262H85L86 263V261H88V260H93L92 259V256H88V254L89 253ZM99 252V251H98ZM229 252V251H228ZM236 252V251H235ZM54 253V252H53ZM56 253V252H55ZM68 253V252H67ZM79 253H81V252H79ZM223 253H225V251L223 250ZM48 255H52L51 253H47ZM57 254V253H56ZM61 254V253H60ZM74 254V253H73ZM72 254V255H73ZM100 254H102V252L100 253ZM227 254V253H226ZM226 254H222L223 255V262L224 263H226V264H228L227 263V260L225 259V257H227L226 256ZM231 254H233V255H235V253L234 252H232ZM230 254V252H229V257H231L232 255ZM55 254H53L52 256H54ZM77 255V254H76ZM76 255H73V257L75 256L76 257ZM80 255V254H79ZM97 255V254H96ZM61 256H64V255H61ZM78 256V255H77ZM103 256V255H102ZM235 256H238V254H236ZM55 258L57 257V255H55L54 256ZM66 257V256H65ZM122 257V256H121ZM232 257H234V256H232ZM45 258V257H44ZM76 258H79V256L78 257H76ZM98 258V257H97ZM222 259V258H221ZM48 260V259H47ZM52 260V259H51ZM58 260L60 261V258H58ZM61 260H62V258H61ZM98 260V259H97ZM127 260V259H126ZM57 261V258L55 259V262ZM75 261H77V262H79L78 261V259L77 260H75ZM221 261V260H220ZM221 261V262H222ZM63 262H66V261H63ZM93 262V261H92ZM92 262H90L89 261V263L88 264H92ZM95 262V261H94ZM222 262V263H223ZM60 263V262H59ZM66 264H68L67 262H66ZM75 264V263H74ZM79 264V263H78Z\"/></svg>",
	"mask_w": 264,
	"mask_h": 264
}]
</instances>
